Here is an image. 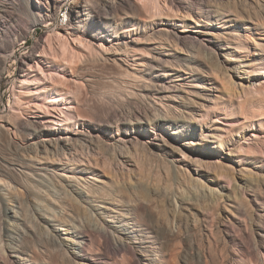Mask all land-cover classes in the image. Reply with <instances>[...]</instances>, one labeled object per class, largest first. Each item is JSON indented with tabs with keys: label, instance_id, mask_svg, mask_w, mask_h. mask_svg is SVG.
I'll use <instances>...</instances> for the list:
<instances>
[{
	"label": "rangeland",
	"instance_id": "obj_1",
	"mask_svg": "<svg viewBox=\"0 0 264 264\" xmlns=\"http://www.w3.org/2000/svg\"><path fill=\"white\" fill-rule=\"evenodd\" d=\"M14 1L6 3L12 7ZM62 1V7L53 16L50 25L34 26L26 17L28 20L24 19L23 25V21L21 24H0V43L6 42L11 47L6 52L3 50L0 58V111L5 115L1 113L3 117L0 119H8L9 111L18 107V101L12 94V81L17 75L16 57L24 51L21 47H29L35 40L44 43L47 38H52L55 43L53 52L59 57V64L64 66L67 75L54 85L64 98L59 108L68 111L67 114L65 111L60 113L65 115L60 118L61 127L80 129L93 115L91 105L94 102V106L107 105L116 109L118 118L126 122L118 124L120 130L135 135L139 129L134 117L136 114L152 131L138 136L142 141L148 140V147L127 144L122 151L124 155L127 154L123 159H126V166L122 168L115 153L118 145H115L116 148L114 145L104 148L103 142L107 135L103 134L111 129L102 125L100 129L104 133L99 138L104 141L100 142L98 136L91 140L94 150L99 151L93 154V157L99 154L96 156V161L100 160L97 165L95 158L91 159L94 163L87 162L86 151H83V155L81 153L82 156L81 151L79 154L73 152L74 159L77 157L78 160H67L62 165L53 164L42 153H33L19 140V143L12 144L1 139L0 205H3L0 206V215L2 226L6 225L9 230L2 236V245L11 264H21L17 255L9 254L10 246L20 240H25L32 248L35 246L40 264H81L72 252L78 250L71 247L70 233L61 234L68 238L63 241L64 250H59L49 239H45L48 229H51L48 223L54 224L58 230L66 228L62 226L64 218L71 224H77V233L84 236L86 246L79 252L89 258V264H264V84L261 82L264 80V0H137L140 15H134L138 14L139 18L130 11L126 16V11L119 9L117 14L120 21L118 26L111 24L114 27L108 31L109 34L123 37L131 34L136 40L138 38L140 43L131 46L136 49L135 58L141 61L155 59L153 62L156 64H153L157 67L138 72L132 70L130 73L124 72L121 66L114 69L113 64L106 63L107 66L99 60L101 49L97 47L98 42L94 37L101 33L98 29L86 26L87 22L82 24L83 29L89 30V35L85 37L87 41L83 40L81 45L78 41L74 42L76 39L72 42L71 38L68 48L74 49V55H77L71 57L73 51L69 48L66 50L68 63L65 61L59 49L61 39L53 34L56 26L66 21L69 0ZM185 2L194 3L191 5L193 9L179 6ZM166 21L174 23L175 28L183 32L195 34V30H199L200 33H196L206 37L208 43L205 46L194 43L198 46H192L184 42V45L179 43L176 48H172L171 42L167 41L169 37L156 31ZM18 26L24 28L23 38L16 36ZM242 36L246 40L240 42ZM93 41L96 44L91 43ZM249 43L254 49L252 54L246 51L251 54V60L247 64L239 62L236 55L239 51L249 50ZM158 56L164 61L159 63ZM91 60L96 62L92 63ZM161 79L171 88L164 95L156 98L150 92L153 90L150 86L147 90L141 88L143 83L148 85L150 81L160 82ZM248 80L257 87L247 90L245 85ZM163 112L170 118L168 122L155 119L164 116ZM193 119L195 124L191 123ZM113 130H116L115 126ZM153 132L162 137L165 143L154 140L151 135ZM184 141L188 142L187 146H183ZM101 146H104V153L101 152L102 148L100 150ZM89 156L86 155L87 158ZM34 165L55 167L57 174H51V177L38 182L30 173ZM75 177L77 179L73 180ZM18 181L29 192L22 185L19 187ZM85 182H93L94 186L102 188L83 193L85 188L81 185ZM70 183L74 186L73 197L69 195L68 198L58 199V196H62L64 185ZM76 185L79 188H75ZM54 187L56 193L52 191ZM130 200L132 204H141L143 208L127 209L123 204ZM118 201H123L120 209ZM58 203L65 207L61 208ZM58 217H63L62 221ZM56 218L61 223L55 222ZM86 221L92 222L91 227L95 224V228L88 226ZM126 242L135 255L129 251ZM49 247L58 249L54 251ZM41 255L47 263H44ZM66 259L70 261H64ZM5 263L10 262H5L0 254V264Z\"/></svg>",
	"mask_w": 264,
	"mask_h": 264
},
{
	"label": "bare ground",
	"instance_id": "obj_2",
	"mask_svg": "<svg viewBox=\"0 0 264 264\" xmlns=\"http://www.w3.org/2000/svg\"><path fill=\"white\" fill-rule=\"evenodd\" d=\"M180 1L181 2H184L182 0H180ZM6 2H9V0L6 1ZM6 2L0 0V24H3L4 25V24L9 23V22H11V23L12 22H19L21 24L24 19L25 20L30 19L29 20L30 23L32 22L31 24H33L34 26H36V25H40V24L50 25L52 23L51 20H52L53 16L61 9L62 2L63 1L62 0H15L14 1L15 3L14 2L11 3V4H13L12 7H9ZM192 2H189V3L185 2V3H182L179 6H182L184 9L185 8L186 9H193L191 7L192 4H190ZM67 4H69V7H68V10H67V12L65 14L66 21L64 23H62V24L57 25L56 28H55V33H53L55 36H58V38L61 39V40H59L60 43L58 42L59 43V49L61 50V52L65 56L64 59H65V61H67V63H68L69 58L67 59V57H66V56H68V55H66L67 54L66 53L67 52L66 50L70 48V47L68 48V44H69L70 39L71 38L73 39L72 42L76 39L74 42L78 41L79 43L82 42L83 40L87 41V39L85 37L87 35H89L88 34V31L89 30L87 31V29H83V27H82V24H84V22H87L86 26L88 25V27H90L91 29H96V30L98 29L99 32L101 33L100 36H98V37H96V36L94 37L93 36L94 39L96 40V42H98V44H96V42H94V41L91 42V43L96 44L97 47H99V49H101V56H99L100 53H99L98 56L100 57L99 60L101 59L103 62H105L104 65L106 63L108 65L109 64H113L114 65V67H113L114 69H118V67L121 66V67H123L124 72H126V73L129 72V71L132 72V70H136L138 72V70L141 71V70L146 69V68H150V69L157 68L156 65H155L156 63L153 62L155 59H152L153 61H141V60H138L137 58H135V51H136V49H132L133 47H131V46H133L137 42L140 43L138 38H137V40H138L137 41L134 37L131 36V34L130 35L129 34H126V36L123 37V36H119V35L109 34V32H108V31H110L112 29V27H114V26L111 27V24L115 23L116 26H118V21H120L119 20L120 18H118L119 14H117V11H119V9L125 10L126 11L125 12V15L126 16H128V14H129L128 11H130V13H133V15H134V13L135 14L138 13V10H137V7H138L137 6V0H69L67 2ZM193 5H195V4L193 3ZM174 8H175V6H174ZM186 12H188V11H186ZM193 12L195 13V9H194ZM199 12H200V10H199ZM196 13H198V12H196ZM188 14H189V12H188ZM137 15H134V16H137ZM139 15H138V18H139ZM160 15H161V13H160ZM183 15H185V14H183ZM198 15H200V14L198 13ZM121 16H123V15H121ZM129 16H131V15H129ZM24 17H26L28 19H26ZM141 18L144 19V17H141ZM148 18H149V16H148ZM95 19H98L100 22L96 21ZM132 19L133 18H131L130 20H132ZM149 19H151V17ZM134 21H135V19H134ZM132 22H133V20H132ZM123 23L125 24V22H123ZM23 24H25V22L22 23V25ZM11 25L8 24V26L12 28V26H14V25H12V26ZM174 25H175L174 23H170V22H167L166 21V22H164L161 25V27H157V29H156L157 32L163 33V34H165V36L169 37V40L167 38V41L171 42V44L173 45L172 48H176L175 46L177 44H179V43H182V45H184L183 44L184 42L185 43L186 42L187 43H190L192 46H196L197 44H200L202 46H205L206 43H208V42H206V40H208L206 37L199 36L200 34H197V33H200L199 30H195V34H191V33L183 32V31L175 28ZM19 26H21V25H19ZM24 27L26 28V26H24ZM122 28H124V27H122ZM124 31H126V30H124ZM94 33H95V31H94ZM154 33H156V32H154ZM24 34H25L24 28L23 27L22 28L19 27V29L16 32V36L19 37V38L20 37L23 38V35ZM54 35L52 37H54ZM96 35H97V33H96ZM16 36H15V38H16ZM48 36L50 37V35H48ZM152 36H154V35H152ZM3 37H5V36H3ZM156 37H158V36H156ZM162 37L164 38V36H162ZM5 40H8V39H5ZM17 40H18V38H17ZM150 40H152V39L150 38ZM245 40L246 39H244V36H242L239 39L240 42L241 41H245ZM24 41L22 43H25ZM163 41H165V39ZM78 42H76V43H78ZM11 43H13V42H11ZM58 43H56V44H58ZM144 43H145V41H144ZM152 43L154 44L153 41H152ZM194 43H197V44L196 45H193ZM54 44L55 43H53L52 38H47V41L46 42L44 41V43L40 42L39 40H35L31 46L26 47L25 45H23L21 47V49L24 50V51L21 52V54L19 53L20 56H17L16 57V60H17V63H18L17 64V75L13 78V81H12V91H13L12 94L17 99V101H18V107H17L16 110L11 109V111H9L11 117L9 115V118L8 119H6V118L5 119H0V142L2 143L1 139H4V140H7L9 143L17 144V142H18L17 140H19V142H21L22 144H24L25 146H27V148H29L30 151H33V153L34 152H35V154L37 152L38 153H42L41 155H44L46 158H48L49 161H51V163H53V164L54 163H57V164H61V165H62V163H64V161H67V160L69 161L71 159H73V160H76L77 159V157L74 159V156L72 155L73 152L79 154V151H81L80 152V155H81V153L83 155V153H84L83 151H86V155L87 156L90 155L89 156L90 158L89 157L87 158L86 155H85V158L87 159V162L88 163H91L92 162L91 159L95 158L94 159L95 160L94 162H95V165H97L98 164L97 162H99L100 160H99V158H97V160H99V161H96V156H98L99 154L96 155L95 157H93L94 156L93 154H96L99 151L96 152L94 150L95 147L93 148L92 141L91 140L95 136H98V138H99L100 134L102 132L104 133V131H102L100 129V126L102 125V126H106L107 128L111 129V131L110 130H107V133L103 134V135H107L106 136L107 139L105 140V142H103V143H105L104 144L105 147L104 146H101L100 147V150H101L102 147H104V148H110L109 145H112V146L113 145L114 146L115 145H118V148H117L118 151L115 152V153H117V156H118V163L120 164V167L121 166L125 167L126 166L125 165L126 159H125V161H123V159H124V156L125 155H126L125 157H127V154L124 155V153H123L124 152L123 151L124 148L126 149V146H128L127 144H131V143H134L136 145L138 144L139 146H141L143 148L148 147V145L146 144V142L148 140L142 141V140H140L138 138V136H140V135H146V134H148V132H150L152 130L148 129L147 126H146V122L140 120V117L137 116L136 114H134V117H136L135 118L136 119V123H137V125L139 127V129L137 130L136 134L134 135V134H131L128 131L120 130L118 128V124L119 123L125 124L126 122H125L124 119L118 118V112L116 111V109L114 110V109H112L113 107L111 108V107H108L107 105H105V106L104 105L94 106L93 105L94 102H93V104L91 103L93 105V106L91 105V107H93V112H92L93 115L90 116L91 118H90L89 122H87L86 124L81 125V128L80 129H77V130H74L73 129L72 130V129H69V128H63V127H61L59 122H61L62 120H60V118H62V116H65V115L64 114L63 115L62 114L60 115V113H64V111H65L66 114H67L68 111L63 110V109L61 110L59 108V103L64 98H63V95L59 92L60 90L58 91L57 89H55L54 85H55V83L57 82L58 79L60 80L61 77H65L66 72L63 69L64 66H62V65L59 64V61H60V60H58L59 57H57V54H55V51L53 52V46H55ZM159 44H160V42H159ZM167 45H170V43H168ZM9 46L10 45H8V43L6 44V42H5V44L4 43L2 44V42L0 43V58H1V53L3 52V50L5 51L7 48H11ZM73 50L71 49V51H73ZM246 51L247 52L249 51L251 54L254 51V49H252V46L250 45V43H249V50L247 49V50H245V52H244V50L243 51H239V54L236 55L235 58L238 59L239 62H242V63L247 64L249 62V60H251L250 59L251 54L250 53H246ZM70 55H71V57H74L75 58L77 54L74 55V51H73V53L70 54ZM89 56H91V55H89ZM94 56H95V54H94ZM154 58L157 59V57H154ZM76 60H78V59H76ZM162 60H161V57L158 56L159 63H160V61L162 62ZM91 61L93 63L95 60L94 61L91 60ZM0 62H1V59H0ZM69 63H70V61H69ZM153 63H155V64H153ZM65 64H66V62H65ZM71 64H74V63H71ZM1 67H2V65H1ZM73 68H74V66H73ZM117 72H118V70H117ZM66 77H67V75H66ZM116 77H117V74H116ZM112 79H114V78H111V80ZM261 82H262V84H264V80L261 81ZM259 83H258V85L260 86L261 83L260 84ZM32 84H37V86H34L33 87V86H31ZM143 84L144 85L141 86V88L144 89V90L145 89L147 90V87L150 86L153 89L150 92H153L152 95L155 96L156 98L159 97L162 94L164 95V93L166 92V90H167V92L168 91H171L170 84L165 85L163 83V80L162 79L160 80V82L150 81V82L147 83L148 85H146L145 83H143ZM246 84L247 85H245V86L247 87V90H249V89H255L257 87L256 84H255L256 85L255 87L252 85L253 84V81H251V80H248ZM222 85H223V83H222ZM262 86H263L262 89H264V85H262ZM232 87H234V86H232ZM260 87H259V90H260ZM257 94L259 95V93H257ZM257 94L255 93L256 96H258ZM1 95H0V102L2 101ZM148 96L150 97L149 94H148ZM175 96H177V95H175ZM95 102H97V101H95ZM100 104H104V103H100ZM60 105H61V103H60ZM1 113L2 112L0 111V118L3 117L2 116L3 113L2 114ZM193 118H196V117H193ZM155 119L156 120H159V121H162V122H168L170 118L167 116V114H165L164 116H161V117L160 116H157ZM195 122H196L195 119H193L191 121V123H194V124H195ZM83 123H85V122H83ZM25 126H26V128H25ZM114 126H115V129L116 130L115 131L114 130L112 131V129H113ZM103 130H105V129H103ZM178 131H179V129H178ZM172 133H175V132H172ZM151 135H152V138L154 140H158L159 142H162L163 144L165 143V141L162 139V137H160L156 132H153V134H151ZM251 135H254V134H251ZM99 140H100V138H99ZM102 141H104V140H102ZM102 141L100 140V142H102ZM182 144H183V146L184 145L187 146L188 142L187 141H184ZM157 145H159V144H157ZM20 146H22V145H20ZM25 146H23V147L25 148ZM104 148H102V151H101L102 153H104L103 152V149ZM115 148H116V146H115ZM97 149H99V148L97 147ZM101 152H100V155H101ZM38 153H37V155H38ZM75 153H74V155H75ZM105 154H106V152H105ZM91 155H92V157H91ZM102 155H101V157H102ZM70 156H72V157H70ZM76 156H78V155H76ZM105 157H106V155H105ZM103 158H104V155H103ZM94 162H92V163H94ZM199 162H200V160H199ZM1 163L2 162H0V164ZM93 166H94V164H93ZM95 167H97V166H95ZM30 173L34 176V180H36L38 182H41L42 180L49 178V176L51 174H54V175L57 174L55 167L49 168V167H46V166H37V165H34L33 166V168L31 169ZM12 176H11V178H12ZM72 177H71L70 180H72ZM15 178H17V177L15 176ZM74 179L76 180L77 177L73 178V180ZM77 182H78V180H77ZM17 185H18V183H17ZM19 185H20L19 187H21V185L23 186V184H21L20 182H19ZM78 185H76L77 187L75 186V188H79L80 185H79V187H78ZM72 186H73V184H71V183L64 185L65 188L62 189V196L61 197L58 196V199L59 198L60 199H63L66 196H67L66 198H68L69 195L72 196V193H73V189L72 188H74V186L73 187ZM81 186H82L83 189L85 188V191L83 193H86V192L88 193L89 191L95 192V191H98V189H101L102 188V187L99 188V187L94 186L93 185V182H92V184L91 183H88V182L87 183L85 182V184L84 185L82 184ZM23 188H24V190L28 191V189L25 186H23ZM55 189H56L55 187H54V189L52 188V191L54 190V192H55ZM57 192H60V191H57ZM99 192H100V190H99ZM114 192H113V194H114ZM25 194H27V192ZM111 195H112V192H111ZM53 196H54V194H53ZM27 198L29 199V196ZM0 202H2V199H1ZM60 202H61V200H60ZM122 202L123 201H121V202L118 201V208L119 209L122 208V204H121ZM124 204H125V202H124ZM124 204H123V206H125L127 209L131 208L133 210H136V209H142L143 208L141 204H137V205L132 204L131 200L130 201H127L125 205ZM2 205H0V206H2ZM17 205H19V204H17ZM58 205H59V203H58ZM59 206H61V208L62 207H65V206H62L61 204ZM67 207H66V209H67ZM1 209H2V207H1ZM15 209H11V210L15 211ZM49 209H52V208H49ZM53 210L55 211V209H52V211ZM68 210H70V209H68ZM62 211L64 213V210H62ZM119 211H118V213H120ZM2 213H3V211H2ZM60 213H62V212H60ZM60 213H58L57 215H59ZM65 213H66V210H65ZM47 214H50V213L47 212ZM72 214L74 215L73 212H72ZM68 215H70V214H68ZM51 216H49L50 219L54 221V219H52ZM61 216H62V214H61ZM58 218H59V220L62 219V218L60 219V217H58ZM71 218H73V217L71 216ZM76 218H78V217H76ZM76 218H75V220H76ZM19 219H20V215H19ZM33 219H35V218L33 217ZM13 220H15V219L13 218ZM59 220L57 219V220H55V222L56 221H59ZM67 220H68L67 218H64L63 225H62V226H66V228H59V230L54 227V224H52L51 222H49L48 225L51 227V229H48L49 233H47L48 231L45 232L47 234H46V238L45 237L44 238L46 239V241H47V239H49L53 245H56L59 248V250L60 249L64 250L63 247L64 248H66V247H65V244L63 243V241L64 240H68V238L62 237L61 234H69L70 233V235H68V236H71L72 237V239H69L70 240V243L72 244L71 247H72L73 250H78V251H72V252L78 258V260L80 261L81 264H89L88 263L89 262L88 261L89 258H86L83 254H81L79 252V251H82L85 248V246H86L85 245L86 242L83 241V237L84 236L82 237V236H80L77 233V229H79V227H78L77 224H76L77 225V227H76V225L71 224L72 222H69V220L68 221ZM43 222H45V221H43ZM59 223H61V222L59 221ZM87 223H89V222H87ZM91 223L92 222H90L88 224V226L91 227ZM5 226H2V224H1V215H0V237H1V240H0V254L2 255L3 260L5 262H7V263L10 262L9 264H11V261H10V259L8 257V254H6V251H4L5 249H3V245H2V243H3L2 242V236H4L9 231L8 228H6ZM95 226L96 225L94 224V226H92V227L95 228ZM131 229H132V227H131ZM62 230H65L66 232H61L60 233V231H62ZM132 230H134V229H132ZM23 232H25V231L23 230ZM23 234H26V233H23ZM27 234H29V233H27ZM10 236H11V234H10ZM11 237L13 238L14 236L12 235ZM3 239H4V237H3ZM30 239L28 238V240H30ZM43 241H45V240H43ZM16 243L17 242H15V244ZM48 244L49 243L47 242V246H48ZM123 244H125V243H123ZM126 244H128V243L126 242ZM44 245H45L44 247H46V243H44ZM34 247H35L34 245H33V248H32V246H29L25 242V240L24 241L23 240H20L16 245H11L10 246V249L9 250H10L11 253H9V254H15V255H17V257H19V259H21V264H40L39 263L40 262L39 261L40 258H39V255L37 253L38 250L36 252L34 250ZM54 248H50V249L51 250L53 249L54 251L56 249H58V248H55V249ZM127 248H129V251L133 255H135L134 251H132V249H131V247H130L129 244L127 245ZM51 250H50V252H51ZM59 250H58V252H59ZM46 251H47V249H46ZM43 253H45V252H43ZM45 254L46 255H49L48 253H45ZM52 255H54V254H52ZM57 256L58 255H56L55 257H57ZM55 257H53V260H56ZM42 258H43V256H42ZM46 258H47V256H46ZM47 259H49V258H47ZM70 260H71V258H70ZM70 260H67L66 259L64 261H70ZM43 261H44V258H43ZM49 261H51V260H49ZM60 261L62 263V260H60ZM41 262H42V260H41ZM44 263H47L46 262V259H45ZM67 263L68 262H66V264ZM68 264H70V263H68Z\"/></svg>",
	"mask_w": 264,
	"mask_h": 264
}]
</instances>
